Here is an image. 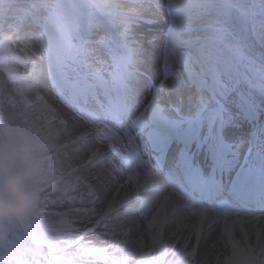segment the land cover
Segmentation results:
<instances>
[{
	"label": "snow or ice",
	"instance_id": "1",
	"mask_svg": "<svg viewBox=\"0 0 264 264\" xmlns=\"http://www.w3.org/2000/svg\"><path fill=\"white\" fill-rule=\"evenodd\" d=\"M136 10L135 0H19L17 15L0 17V110L53 153L41 207L0 242V264H264V211L222 214L147 166L107 158L124 143L113 117L135 76ZM111 25L132 53L116 68L96 51ZM191 180L201 193L218 188Z\"/></svg>",
	"mask_w": 264,
	"mask_h": 264
},
{
	"label": "bare ground",
	"instance_id": "2",
	"mask_svg": "<svg viewBox=\"0 0 264 264\" xmlns=\"http://www.w3.org/2000/svg\"><path fill=\"white\" fill-rule=\"evenodd\" d=\"M153 1L155 0H148V3L137 5V10L149 13L150 17L158 18L159 14L153 7ZM141 33L143 34V32ZM155 36V34L147 32L145 36L143 34L144 39L142 40V38H140L139 40H141L140 42L144 48V69L150 73L157 74V79L160 80L161 74L159 69L154 66L155 56L153 52H161L163 47V39H160V41L157 43L158 40ZM166 54L167 57L169 56L168 61L170 66H166L168 70L166 80L163 84L164 87L160 92H157L155 97L153 96V98L156 99L153 100V104L158 107V112H160V117L157 115L159 118L157 121L162 123V125L157 129L163 133V136L166 138L163 141L161 149L166 150L168 146H171L169 151L173 154L175 164L180 163L179 168L183 171L186 177L193 176L195 174L193 173L190 163L192 162L193 164L199 159L206 158L207 151L213 156L220 155L221 160L223 162L226 161L227 157L224 154H226L227 150L225 147H223L222 140L218 138V131L216 128L211 130V128L214 127V123L212 121H216L215 125H217V121L221 118V112L218 108L208 110L205 106H203L195 116H192V113L197 109L196 106H198V93L195 89V84V88L193 87L191 78L193 76L201 78V76L198 72V69H194L195 66H187L189 62L188 58L184 59L185 65L178 66V63L183 58L182 55L186 57V54L178 53V56H175L173 59L169 51H167ZM161 58L162 56L160 59ZM177 73L180 75H177ZM2 80L5 81L3 78ZM200 80L202 81V79ZM148 97L150 99L151 93L150 95L146 94L138 96V100L135 102L136 109L141 107ZM261 119V126L259 128H264V115L261 117ZM249 130L252 133L255 129L249 126ZM171 131H174V134L177 135V140L174 139V141H171ZM123 135L124 143H121L120 146L125 148L123 153L128 154L132 162L131 170H140L142 167L147 166V170L156 173L152 164L154 163V160L160 158L162 151L157 153L152 149L150 150L146 140H144V145L147 146V148L144 149L142 147L143 142L141 138H137L135 141H133L132 146L129 148L127 147L128 142L125 140L127 134L123 133ZM133 135V132L130 131L128 140H130ZM207 136H209V139L211 137L213 138L215 144L214 149L203 143V139L207 138ZM257 148H255L256 150H252L251 148H249L250 150H247L248 148H245L244 151L249 155L251 151L258 152L259 149ZM239 153L240 150H237V154ZM260 154L263 155V149H260L258 152L259 158L261 157ZM251 157L256 158V154L252 153ZM107 158L112 160L110 156H107ZM194 170L197 171V169ZM234 178L235 181L239 183L242 180L241 173L239 172ZM243 229V225L237 227L235 231L237 240L241 239Z\"/></svg>",
	"mask_w": 264,
	"mask_h": 264
},
{
	"label": "clouds",
	"instance_id": "3",
	"mask_svg": "<svg viewBox=\"0 0 264 264\" xmlns=\"http://www.w3.org/2000/svg\"><path fill=\"white\" fill-rule=\"evenodd\" d=\"M52 156L51 149L40 145L14 114L0 110V242L41 207L38 189L51 183ZM243 260L234 258L232 264Z\"/></svg>",
	"mask_w": 264,
	"mask_h": 264
},
{
	"label": "rangeland",
	"instance_id": "4",
	"mask_svg": "<svg viewBox=\"0 0 264 264\" xmlns=\"http://www.w3.org/2000/svg\"><path fill=\"white\" fill-rule=\"evenodd\" d=\"M145 1L148 3V0H135L136 5H141L144 4ZM156 1V5H158L161 0H155ZM185 1V0H183ZM4 12V11H3ZM202 15V14H198ZM197 16V17H198ZM223 19V15H220V13L218 14V21ZM198 22V19L195 18L193 21L191 20V24L190 26L195 27L196 25H198V23L194 24L195 22ZM207 23H210V18L207 19ZM261 28V22L258 21V23L256 24V29L259 30ZM195 32H190V36L195 35ZM103 38V37H102ZM97 55L99 56V58L104 61L106 63L107 66H110L112 68H116L117 67V61L115 59H113L112 57H103L100 56V53L104 52V46L103 44H98V48H97ZM113 59V60H112ZM154 66H159V63H155L154 62ZM18 70L23 73V68L19 67ZM203 71L205 72V76L209 77L211 79H213L214 81L218 82H223V86L226 89H229L230 85H234L238 88L241 87L242 84H244V81L246 80V72L249 73L251 75V71L247 70L246 66H243L242 60H239L238 58L235 57H217L215 61L210 62L209 65L203 66ZM8 76V75H7ZM0 80H2V75L0 74ZM240 81V84L236 83V82ZM242 93L244 94V86L241 88ZM201 94L203 95V97L200 96L197 97L198 99L202 98L203 102L202 104L206 105V106H211L212 103H216V100H214V98H218L216 93L214 92V90L210 89V93L209 90H203L201 92ZM217 105V103H216ZM200 103L198 101V109H199ZM218 107V105H217ZM231 109L233 110V104H230ZM197 108V106H196Z\"/></svg>",
	"mask_w": 264,
	"mask_h": 264
}]
</instances>
